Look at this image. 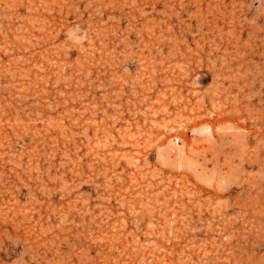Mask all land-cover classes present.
Returning <instances> with one entry per match:
<instances>
[{"label":"rangeland","instance_id":"374dc122","mask_svg":"<svg viewBox=\"0 0 264 264\" xmlns=\"http://www.w3.org/2000/svg\"><path fill=\"white\" fill-rule=\"evenodd\" d=\"M0 264H264V0H0Z\"/></svg>","mask_w":264,"mask_h":264}]
</instances>
